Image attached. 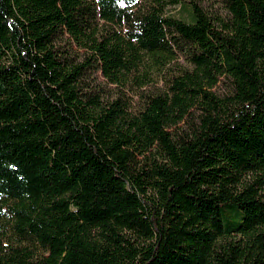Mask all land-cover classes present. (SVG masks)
Listing matches in <instances>:
<instances>
[{
	"label": "trees",
	"instance_id": "obj_1",
	"mask_svg": "<svg viewBox=\"0 0 264 264\" xmlns=\"http://www.w3.org/2000/svg\"><path fill=\"white\" fill-rule=\"evenodd\" d=\"M220 1L0 0V264H264V0Z\"/></svg>",
	"mask_w": 264,
	"mask_h": 264
},
{
	"label": "rangeland",
	"instance_id": "obj_2",
	"mask_svg": "<svg viewBox=\"0 0 264 264\" xmlns=\"http://www.w3.org/2000/svg\"><path fill=\"white\" fill-rule=\"evenodd\" d=\"M197 4H200L210 15L222 14L226 16V10L220 0H194ZM168 10L176 15L186 14V11L181 12L180 5H170ZM182 64L187 65L184 58L180 61ZM219 93H227L228 86L226 83L221 82L216 88Z\"/></svg>",
	"mask_w": 264,
	"mask_h": 264
}]
</instances>
